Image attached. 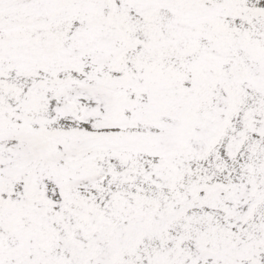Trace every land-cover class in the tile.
I'll use <instances>...</instances> for the list:
<instances>
[{
	"label": "snow or ice",
	"instance_id": "snow-or-ice-1",
	"mask_svg": "<svg viewBox=\"0 0 264 264\" xmlns=\"http://www.w3.org/2000/svg\"><path fill=\"white\" fill-rule=\"evenodd\" d=\"M0 264H264V0H0Z\"/></svg>",
	"mask_w": 264,
	"mask_h": 264
}]
</instances>
